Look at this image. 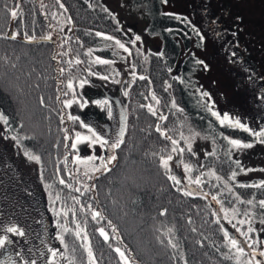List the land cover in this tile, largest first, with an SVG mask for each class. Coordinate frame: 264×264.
<instances>
[{"label":"trees","instance_id":"16d2710c","mask_svg":"<svg viewBox=\"0 0 264 264\" xmlns=\"http://www.w3.org/2000/svg\"><path fill=\"white\" fill-rule=\"evenodd\" d=\"M59 9L73 26L69 41L62 37L60 50L51 39L41 40L47 37L48 22L55 20ZM12 10L18 13L16 19L10 15ZM113 26V18L91 7L87 0H0V112L9 119L8 125L1 124L9 138L17 136L24 149L40 156L38 177L55 205L53 219L63 237L64 264L70 261L84 264L89 258V247L95 264H124L116 248H120L132 264H246L250 260L264 264L263 260L253 258V248L244 243L246 259L234 260L235 251L221 230H227L221 215L213 214V206L204 196L184 195L187 190L182 184L176 185L159 165V155H166L161 150L170 149V142L160 136L156 126L160 125L172 135L174 118L168 104L169 92L155 87L154 74L147 73L149 80L141 83L134 70L135 79L133 72L130 73L123 90V95L126 91L128 95L121 98L120 89L117 92L125 110L126 131L125 143L116 150L118 160L115 166H110L112 171L96 173L92 179L68 172L73 150L65 144H71V127L77 123L68 119L62 103L64 93L68 92L66 81L86 73L90 65L94 67L86 55L89 48L96 49L102 59L111 58L105 48H96L104 40L95 34L110 31L121 35ZM152 26L160 25L153 22ZM13 33H18L15 40L4 38ZM25 34L35 39L28 40ZM77 58L83 63H67ZM95 66L100 68L99 72L107 70V65ZM153 94L158 104L152 99ZM148 104L157 115L140 107ZM193 112L188 118L201 126L199 116ZM160 115L166 119L160 120ZM214 117L208 109L206 125L208 129L219 131ZM65 129L68 140H65ZM66 156L67 164L64 163ZM215 159L216 162L210 163L216 172L238 169L227 149ZM60 179H64L65 184H60ZM67 184L71 188L66 187ZM85 185L90 190L85 191ZM239 185H235L236 188ZM76 188H80V192L75 191ZM250 192L255 198L264 199V188L246 187L245 193ZM57 195L60 199H56ZM92 211L101 212L104 219L94 220ZM65 212L68 214L64 215ZM161 212L165 214L160 215ZM100 228L108 233L107 241L100 235ZM77 231H80L79 237ZM229 236L233 237L230 232ZM169 240L177 247L172 248ZM226 255L232 258L226 259Z\"/></svg>","mask_w":264,"mask_h":264},{"label":"rangeland","instance_id":"374dc122","mask_svg":"<svg viewBox=\"0 0 264 264\" xmlns=\"http://www.w3.org/2000/svg\"><path fill=\"white\" fill-rule=\"evenodd\" d=\"M160 1L163 3L162 10L173 12V9L167 4L169 0H167V2L166 0ZM87 2L91 7L96 8L102 14L111 16L115 25L113 26L114 29L119 30L121 33L125 32L128 38L122 35L116 36L110 33V31L103 33L106 36L114 37V39H103L104 43L98 45L96 48H105V52L111 57L109 60L113 61V63L107 65V70L104 73L99 72L100 68L95 65L94 67L90 65L86 69L88 70L91 68L93 72L109 76V79L102 80L98 76H89L88 71L76 75L73 79H67V84L69 80H72L73 86L78 94L77 98L82 101H87V104L85 107L81 108L78 104L74 103L71 107H64V109L67 116H79L81 120L93 127L100 135L105 138L111 137L115 139L118 126L116 106H114V103H111V98L107 95H115L114 97L118 98L117 92L120 89L121 98H124L123 90L128 76L135 70L139 77L138 70L140 60L145 59L148 61V59L151 58L149 50L153 48L156 49L159 46V41L156 35L150 34L154 33L155 28L153 26L147 30L149 27L148 17L147 14H145L144 6L140 4L143 0H87ZM241 5V9H243V13L245 12L246 16L256 19L260 18L261 24L264 25V0H243V4ZM59 11L58 13L55 12V20L53 22H48L49 29H47L46 33L47 37L51 36V40L54 41L58 50L61 49L60 42L62 41V37H66L69 41L71 38L69 36L73 35L71 32V29H73L71 22H69L64 11L60 9ZM61 29H63V31H61ZM256 30L257 33L260 34L261 45L264 47V26L257 27ZM261 32H263V34ZM136 36H139L140 40H136ZM115 40H119L123 43L125 47L129 49L131 55H129V52H125L123 49L119 48L115 44ZM133 41H135V43H133ZM262 51L264 52V49ZM98 53L96 49H93L89 59L92 61L97 56L102 59L103 57ZM209 53L211 54L210 42L206 41L202 47L201 53L200 51L197 53L202 56V63L199 72L196 73L197 80L201 81L202 86L207 88L209 98L208 104L213 108V111L220 114L221 107L224 108V113L228 111V113L236 114L235 116L243 114V111L248 110L246 109V104L251 102L248 97V81L246 79L242 80V83H240V86L237 88V92H235V89L233 90L229 84L235 82L237 78L234 73H231L228 69L235 65L232 67L234 69L237 64H230L225 55L215 64V58H212ZM216 66H218L219 69H216ZM116 73H119V75H116ZM83 78H87L89 83L83 88H80L79 81ZM116 80L120 81V83H115L114 81ZM68 93L69 94L63 98L62 102L73 98L69 89ZM95 100H107L109 103L108 105L101 106L93 103ZM168 104L171 110L174 109L172 108L173 105L170 98L168 99ZM109 108L111 109V116L108 115ZM230 110L232 112H230ZM176 122L178 123L177 126ZM71 128L72 137H74L75 131L87 134V130L79 127L78 124L77 126L72 125ZM180 132H183L185 136H190L191 132L198 133L192 144V151L195 155L185 152L183 157L185 162L195 166L191 175L195 177L200 175L201 171L207 172L211 170L222 179L217 181L215 177L203 176L202 180L204 183L201 185H189L183 165L177 166L179 157L175 154L173 161L170 162L171 173L181 180L184 190H192L194 194L199 193L198 195L202 196H204V193H208V195L204 197L213 206L215 214L217 216L221 215L222 223L227 230H229L231 236L236 237L241 243H244L245 237L240 236L236 229L232 227V223H237L241 219H247L254 229L253 232L248 233L247 242L252 244L253 240L256 241L253 245L256 253L253 258H259V260L264 261V257L259 255L260 252L264 251V223H262V221H264V209H261L258 205L253 206L247 203H237L235 200V196H239L243 201L250 199L257 202L259 201L260 198H255L253 192L245 193L246 187L239 186L236 188L235 185H239L238 183H240V185H252L264 181V143L251 138L230 136L228 137L229 139H238L242 143H251L253 145L250 148H234L227 140H218L214 135L212 138L217 140L214 141L216 145H221V148H219L221 154L224 153L226 144L228 143L229 151H232L236 162L238 161L240 165L236 170L226 169L221 173L216 172L213 164H209L204 160V153L208 147L210 148V143L212 142L209 135L205 133V127L193 124L188 119L179 115L174 118L172 136L175 139H179ZM72 137L70 140L71 143ZM181 146H185L183 141H181ZM24 151L25 149L20 144H17V141L14 142L6 135L0 122V232L10 236L13 241V244H11L12 248L16 254L19 253L18 256L23 264H25V261L30 262L32 260H36V264H46L47 261H52L53 257L48 251L50 248L58 253L54 259V264H64L63 243H61V235L53 219V212L55 211L54 202L50 201L47 190L44 189V185L39 180V164L29 160L28 157L24 155ZM77 154L83 158L93 154L97 156H107L109 153L106 148H101L98 144L91 148L87 147L85 144L78 145V151L73 150L71 154L68 172L73 175L81 173L84 176L85 166L77 165L72 162L74 156ZM215 158H213L214 162H216ZM201 165L204 167L200 168ZM196 168L200 170L197 171ZM241 168L244 169V171H241ZM77 169L79 170L77 171ZM248 169H251V171H247ZM233 171L237 173L235 180L230 179ZM95 174L90 173V175ZM225 185H227V187ZM228 188L232 189L231 193L228 192ZM213 195H216L222 203L218 204L216 201H213ZM222 206L228 210V219L224 218L225 213L221 211ZM232 208H238L241 214L237 215L236 218L232 220V223H229V220L232 219ZM244 211L249 212L247 218L242 215ZM249 223H245L242 226L237 223V227L246 231L249 227ZM10 226H16L22 230L24 236L5 232L4 229ZM44 237H48L51 240V245L45 243ZM37 240H41V244L44 246L43 248H40ZM233 250L235 251V249ZM41 253H43V256H41ZM232 257L234 260H237L235 258V252ZM242 259L246 258L241 256L239 261ZM122 261L125 264L124 260ZM84 264H90L89 258ZM128 264H132L129 259Z\"/></svg>","mask_w":264,"mask_h":264},{"label":"flooded vegetation","instance_id":"af4514ba","mask_svg":"<svg viewBox=\"0 0 264 264\" xmlns=\"http://www.w3.org/2000/svg\"><path fill=\"white\" fill-rule=\"evenodd\" d=\"M140 4L144 6L148 17L147 30L153 22L160 25L155 28L154 33H150L157 36L159 46L149 50L151 58L148 61L141 59L139 62V77H145L140 79V82L149 80L147 73L154 74L155 87L167 89L172 105L173 103L176 105L172 107L174 108L172 117L181 115L190 121L188 115L190 116L192 111L199 116L202 126L205 127V133L212 141L210 148L208 147L204 154L215 151V155H204L205 162L212 163L214 156L221 152L219 150L221 145H216L214 141L217 140L212 138V134H215L216 139L221 137L218 140H225L222 138L224 136H233L251 138L260 142L241 129L227 126L222 129L223 126L219 121L216 122V126L221 130L208 129L206 114L211 106L208 104V96L202 95L208 91L202 86V82L197 80L196 73L201 67L198 61L202 62V56L197 53L199 51L201 53L206 41L210 42L211 54H209L215 58V64L222 59L223 55L230 64H237L234 69L232 67L235 65L228 69L237 78L229 86L237 92L242 80L246 79L249 84L248 97L251 102L246 104L248 110L238 116L228 111L226 113L253 130L259 131L264 127V52L262 51L264 47L261 45L260 34L256 30L257 27L264 26L261 24V19L249 17L245 12L243 13L241 9L243 0H169L167 4L173 12L162 10L163 3L160 0H143ZM121 35L128 38L125 32ZM215 68L219 69L218 66ZM111 103L113 104V101ZM211 109L213 110L212 107ZM223 109L220 108L221 116L225 114ZM225 149L230 153V158L236 161L232 151H229L228 143ZM210 158L211 160L208 161ZM5 235L10 238L8 234L0 232V236ZM44 240L47 245H51L52 242L48 237H44ZM37 243L40 248L44 247L41 240H37ZM9 256L16 264H23L11 244L0 250V260L7 261Z\"/></svg>","mask_w":264,"mask_h":264},{"label":"snow or ice","instance_id":"6c2138e0","mask_svg":"<svg viewBox=\"0 0 264 264\" xmlns=\"http://www.w3.org/2000/svg\"><path fill=\"white\" fill-rule=\"evenodd\" d=\"M61 7H63V5H61ZM10 15L13 19H16L18 17V13L15 10L10 11ZM69 22H70V18H69ZM61 31H63V29H61ZM17 35H18V33H13L12 35L5 36L4 38L15 40ZM95 35L98 37H102L105 40H113L114 39V37L106 36L100 32H97ZM25 38L28 40H34L35 39L34 36L28 37L27 34H25ZM44 39L50 40L51 36L44 37ZM135 39L140 40V37L136 36ZM133 43H135V41H133ZM115 44L119 48L123 49L125 52H129V49L126 48L125 45L123 43H121L119 40H115ZM92 52H93V50L91 48H89L86 55L91 56ZM62 55H67V53H62ZM129 55H131L130 52H129ZM67 63H69V64H72V63L81 64V63H83V61H81L77 58L74 61H67ZM91 63L95 64V65H109V64L113 63V61H110L107 59H101L99 56H97V57H95L94 60L91 61ZM198 63H202V62L198 61ZM133 68H134V66H133ZM60 71H61V73H63L64 69H60ZM87 71H88L89 76H98L102 80H108L109 79V76L100 75L97 72H93L91 70V68H89ZM116 75H119V73H116ZM132 75H133V79H135V72L134 71H133ZM139 79H145V77L141 76V77H139ZM114 82L120 83V81H118V80H116ZM88 83H89V80L87 78L80 79L79 87L83 88ZM67 88L72 93L73 98L63 101L62 103L64 104V107L69 108L74 103L78 104L79 107H81V108L85 107V105L87 104V101H82L81 99L77 98L78 94L76 92V89L73 86L72 80L68 81ZM68 94H69L68 92L64 93L65 96H67ZM124 95L127 96L128 92L126 91L124 93ZM202 95L208 96V93H203ZM57 99L59 100V97H57ZM152 99L156 100L157 104L159 103V100L156 98V96L154 94L152 95ZM40 102H41V104L44 103L43 98H41ZM93 103L103 106V105H108L109 102L107 100H95V101H93ZM140 107H142V108L146 107L148 112H150L153 116L157 115L156 110L153 108V106L151 104L141 105ZM173 107H176L175 103H173ZM209 111L211 112V114L213 116L216 117V119L219 121L220 125L227 126V127L233 128V129H241L244 132L250 133L252 136H254L258 140H260V142L264 143V127H262L259 131H256V130L249 128L246 124L241 123V121L239 119H233L227 113H225V114H223V116H221L220 113H218L216 111H212L211 107H209ZM108 115L109 116L112 115L110 108L108 109ZM62 119H63V117H62ZM68 119L72 120L74 123H77L79 125V127L86 129L87 134L81 133L79 131H75L74 137H72V143L70 145L65 144L66 148L70 147V149L78 151V145L85 144L87 147L91 148V147L98 144V145H100L101 148H106L108 153H109L107 156H103V155L97 156V155L93 154V155H89V156L83 157V158L77 154L74 156V159L72 162L74 164H77V165H84L85 166L84 176L87 177L88 179L93 178V175H90V173H92V174H95V173L104 174V173L111 172L112 167H110V166H115V162H117V160H118V157L116 155V150L120 149L121 145H123L125 143L124 136H125V131H126V124L123 123V121L125 120L124 115L121 116L122 123H121V126H120L117 134H116L115 139H112L111 137L105 138L104 136L100 135L99 133L96 132V130L93 127H91L90 125L86 124L83 120H81L79 116L69 115ZM159 119L165 120L166 117L163 115H160ZM0 122H3L4 125L9 124V119H8L7 115H5L3 112H0ZM64 131L66 133L65 140H68L70 138L67 135L68 130L65 129ZM156 131L160 134L161 137H163L165 140L170 142V149L166 148V149L161 150L162 153L166 152V155H164V154L159 155V165L165 170V174L168 175V178L170 180H172L176 185H180L181 180L178 179L176 175L171 173L170 162L173 161L174 154L179 157V160L177 161V166L183 165V169H184L185 174L187 175L189 185H191V184H195L197 186L201 185L202 183H204V181L202 180L203 176L215 177V179L217 181H220L222 179L214 171H211V170H209L207 172L201 171L200 175H197L195 177H193L191 175L195 166L191 163L185 162L183 157H184L185 152H188L191 155H195V153L192 151V144H193V141H194L196 135H198V133L191 132L190 136H185L183 134V132H180L179 139H175L172 135H169L167 131L163 130L160 125L156 126ZM11 138L13 140L17 141V144L20 143V139L17 136H12ZM223 138L225 140H227L228 143L230 145H232L234 148H250L253 146L251 143H242L238 139H229L227 136H224ZM181 141L184 142L185 146H181ZM24 155L26 157H28L29 160L35 161L37 164L40 163V156L39 155H35V154L31 153L27 149H25ZM156 155H157L156 153H153V156H156ZM205 155L206 156L215 155V151H213L211 153H206ZM67 162H68V157L66 156L64 159V163L67 164ZM236 163H237V167H240L239 162L237 161ZM202 167H204V166L201 165L200 168H202ZM78 170L79 169H77V171ZM196 170L199 171L200 169L196 168ZM57 171L59 172L60 170L57 169ZM241 171H244V169L241 168ZM247 171H251V169H248ZM236 175H237V173L235 171H233L230 179L235 180ZM59 182H60V184H65L64 179H60ZM225 186L227 187V185H225ZM239 186L240 187L264 188V181H260L259 183L252 184V185L241 184ZM66 187L71 188V185L67 184ZM88 190H90L89 187L87 185H85V191H88ZM227 190L229 193L232 192L231 188H228ZM75 191L80 192V188H76ZM197 194H199V193H197ZM184 195L191 196V195H193V191L192 190L184 191ZM203 195L206 197L208 195V193H204ZM56 199H60L59 195L56 196ZM72 199L75 200L76 203H79V200L77 198L72 197ZM212 200L216 201V203H218V204L222 203L221 200H219L216 195L212 196ZM235 200L237 203H241V204L247 203L248 205H253V206L258 205L261 209H264V199H261L258 202L254 201L252 199L247 200V201H243L240 199L239 196H235ZM89 208H91L90 205H89ZM221 211L225 213L224 218L228 219V215H229L228 210L222 206ZM67 214H68L67 212L64 213V215H67ZM164 214H165L164 212L160 213V215H164ZM213 214L216 215L215 213H213ZM240 214L241 213H240V210L238 208H232L231 209L232 219L229 220V223H232V220H234L236 218V216L240 215ZM242 215L247 218L249 216V212L244 211L242 213ZM92 218L94 220L104 219L101 212H99V211H92ZM217 223H219V221H217ZM237 223L242 226L245 223H249V221L247 219H241ZM237 223H232V227L236 229V231L240 234V236L245 237L244 244H247V246L249 248H253V245L256 243V241L253 240L252 244H248L247 240H248V233L253 232L254 229L251 227V225L249 223V227L247 228V230L243 231L240 227H237ZM262 223H264V221H262ZM108 224L112 228L113 232L117 231L115 226L112 225L111 221H108ZM77 228L79 229V225H77ZM221 230L223 231L224 237L228 240L231 249H235V258L239 261L241 256L246 255L245 247L243 246L241 241L238 240L236 237H230L229 232L227 230H225L223 228ZM4 231L7 233H13V234L18 235V236H24V232L22 230H20L19 228H17L16 226L6 227L4 229ZM64 231H68V229L64 228ZM99 232H100V235L104 237L105 241H107L109 239V235L105 231L104 228H100ZM168 232L171 233L172 229H168ZM76 235L79 237L80 231H77ZM60 239H61V243H63V237H61ZM85 239H86V237H85ZM160 242L163 243L162 240ZM12 243H13V241L7 235L0 236V250L5 249L6 245H10ZM169 244L171 245L172 248L177 247V245L175 243H172L171 240H169ZM48 251L51 253L53 260L47 261L46 264H54V259L58 255V253H57V251H55L51 248L48 249ZM115 251L119 253L121 259L124 260L125 264H128V258L125 256V253L123 251H121L120 248H116ZM255 254L256 253H255V250L253 248L251 255L255 256ZM17 255H19V253H17ZM259 255L264 257V251L260 252ZM41 256H43V253H41ZM88 257H89L90 264H94V258H93L92 251H91L90 247L88 248ZM225 258L230 259L232 257L226 255ZM0 264H16V262L14 260H12L11 257L9 256L7 258V261L0 260ZM25 264H36V260H32L30 262L25 261ZM69 264H71V261L69 262ZM246 264H261V262L258 260H255V261L250 260V261H247Z\"/></svg>","mask_w":264,"mask_h":264},{"label":"water","instance_id":"95a60500","mask_svg":"<svg viewBox=\"0 0 264 264\" xmlns=\"http://www.w3.org/2000/svg\"><path fill=\"white\" fill-rule=\"evenodd\" d=\"M41 40H46V39H41ZM109 98H111V100L113 101V103L115 104V106L117 107V112H118V126H117V132H118V130H119V128H120V126H121V123H122V121H121V116L122 115H124V117H126V115H125V110L121 107V104H120V102H119V100H118V98L117 97H114V96H110V95H107ZM123 123L125 124V120L123 121ZM116 132V133H117Z\"/></svg>","mask_w":264,"mask_h":264}]
</instances>
